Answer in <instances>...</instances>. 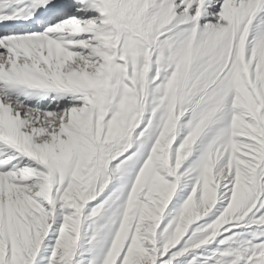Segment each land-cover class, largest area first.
I'll return each instance as SVG.
<instances>
[{
    "label": "snow or ice",
    "instance_id": "6c2138e0",
    "mask_svg": "<svg viewBox=\"0 0 264 264\" xmlns=\"http://www.w3.org/2000/svg\"><path fill=\"white\" fill-rule=\"evenodd\" d=\"M0 264H264V0H0Z\"/></svg>",
    "mask_w": 264,
    "mask_h": 264
}]
</instances>
